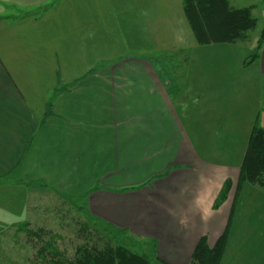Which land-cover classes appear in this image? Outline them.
Here are the masks:
<instances>
[{
  "label": "crops",
  "instance_id": "crops-1",
  "mask_svg": "<svg viewBox=\"0 0 264 264\" xmlns=\"http://www.w3.org/2000/svg\"><path fill=\"white\" fill-rule=\"evenodd\" d=\"M246 57L199 45L182 0H0V193L21 192L28 218L0 264H30L13 237L44 223L41 196L155 240L163 264H188L203 236L213 248L235 203L221 264H264V192L237 195L264 127V46Z\"/></svg>",
  "mask_w": 264,
  "mask_h": 264
},
{
  "label": "trees",
  "instance_id": "trees-1",
  "mask_svg": "<svg viewBox=\"0 0 264 264\" xmlns=\"http://www.w3.org/2000/svg\"><path fill=\"white\" fill-rule=\"evenodd\" d=\"M182 5L199 45H235L247 40L249 33L257 27L253 15L256 5L236 8L230 0H182ZM263 46L264 27L256 47L243 62L245 68L257 61ZM50 109L49 104L46 116ZM243 184L264 192V127L255 126L251 132L240 167L237 195ZM230 189L231 182L227 180L215 200V210L223 205ZM71 208L58 201L46 209L40 228L29 229V223L20 225L13 237V248L21 244L24 233L25 242L31 249L30 264H163L157 258L155 240L131 235L126 230L88 217L80 206L72 205ZM234 209L235 203L228 225L216 245L209 247L207 237H201L188 264H221ZM50 216L54 219L52 223Z\"/></svg>",
  "mask_w": 264,
  "mask_h": 264
},
{
  "label": "rangeland",
  "instance_id": "rangeland-1",
  "mask_svg": "<svg viewBox=\"0 0 264 264\" xmlns=\"http://www.w3.org/2000/svg\"><path fill=\"white\" fill-rule=\"evenodd\" d=\"M230 2L236 8H243V7H248L251 5H256V9L253 12V15L257 19V27L249 33L247 40L238 43L239 55L246 57L250 53V51H253V49L256 47V45L259 41V38L261 36V32H262L263 27H264V0H230ZM145 59L150 60V61H154L156 58L145 57ZM77 60L79 61V63H82L81 61H85V58L80 57V58H77ZM158 60L160 61L159 63H165L167 60H169V58L163 56V57L158 58ZM180 60L181 59L174 57L173 62H171V63L176 64V63H179ZM18 69H20V74H21L22 68H18ZM222 157H226V155H223ZM6 192L7 191L0 193V234L4 230V232H2V233L5 234V237L7 236V239H4L6 241H4L2 238L3 234L0 235V262L1 261L5 262L6 243L9 239L10 231L12 230L10 225L12 223L21 221L23 219H25V220L28 219L27 216L25 215V209L19 210V208L23 204L21 192L16 193V191H13V189H11V188L9 189V191L7 193ZM33 197L35 200L33 202L29 201V203L36 204L39 196H38V194H35ZM43 203L46 205L47 209L52 208V206L54 204H56L55 200L53 198L48 197V196H47L46 200L43 199L41 196L40 204L43 205ZM77 204L80 205V203H78V201L74 200L73 205H77ZM50 212H51V214L53 213L52 211H50ZM53 220H54L53 216H50L49 221H51V223H52ZM54 226H55V224H54ZM5 229H6V231H5ZM129 233L131 235H135L131 232H129ZM235 235L237 236V238H239L241 240L247 236V232H245V233L239 232ZM135 236H138V235H135ZM144 238H146V237H144ZM236 244H238V243L235 242L233 245L235 246ZM15 255H16V253L13 256H15Z\"/></svg>",
  "mask_w": 264,
  "mask_h": 264
}]
</instances>
